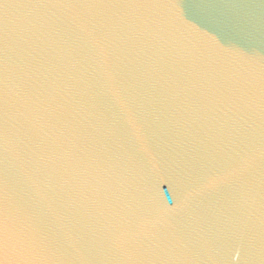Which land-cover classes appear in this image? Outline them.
Returning <instances> with one entry per match:
<instances>
[{
	"label": "water",
	"instance_id": "water-1",
	"mask_svg": "<svg viewBox=\"0 0 264 264\" xmlns=\"http://www.w3.org/2000/svg\"><path fill=\"white\" fill-rule=\"evenodd\" d=\"M0 199V264H264V0H0Z\"/></svg>",
	"mask_w": 264,
	"mask_h": 264
},
{
	"label": "snow or ice",
	"instance_id": "snow-or-ice-1",
	"mask_svg": "<svg viewBox=\"0 0 264 264\" xmlns=\"http://www.w3.org/2000/svg\"><path fill=\"white\" fill-rule=\"evenodd\" d=\"M6 213H7V209L5 208L4 204H3V200L0 199V234L3 233V231L6 228ZM30 238H26L24 236L20 237V243L21 244H28L29 243Z\"/></svg>",
	"mask_w": 264,
	"mask_h": 264
}]
</instances>
